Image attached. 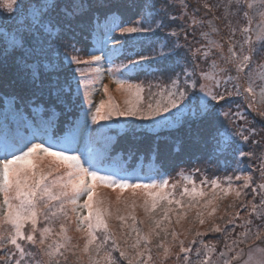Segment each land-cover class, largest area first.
<instances>
[{
    "label": "snow or ice",
    "instance_id": "1",
    "mask_svg": "<svg viewBox=\"0 0 264 264\" xmlns=\"http://www.w3.org/2000/svg\"><path fill=\"white\" fill-rule=\"evenodd\" d=\"M0 8L10 15L15 14L10 23L0 20V28L4 29L0 32V65L11 56L18 66L30 72L32 81L35 82L40 79L42 68L59 72L65 60L68 64H84L89 67V71L95 72L101 81L106 70L119 89L130 94L128 107L125 109H121L110 95L107 100L102 99L97 104L92 99L97 91L94 88L95 81L92 86L82 85L81 78H86L87 74L77 68L75 72L79 73V76L73 73L65 76L63 81L56 76L53 83L47 86L41 81L38 91H30L27 98L13 96L6 102L11 107H6L0 113V249H6V245L10 244L18 250L20 258L15 259L14 264H28L27 260H23L24 257L32 259L34 264H69L65 252L75 256L73 264H117L112 255L117 249L119 255L128 260V264H133V260L136 264H148L152 261L151 249L147 247L151 243L150 234L140 235V230L135 227L134 215V223L129 227L137 236L135 243L131 245L137 249L136 256L129 258V254L120 249L109 227V218L113 215L111 203L97 191L101 186L121 191L130 189L133 193L137 190L145 192L148 198L144 201V209L157 227L160 221L151 214L161 207L162 201H166L167 205L175 203L179 208H184L185 196L190 197L189 206H194L193 201L199 203L198 198L209 197L204 203V207H208L217 199H222L216 191L218 188L225 196L234 191L237 198H242L243 189L249 188L253 183L251 174L235 177V180H244L242 187L237 189L233 187V177L230 176L225 178L227 188H221L219 177L211 181L205 178L200 181L201 186H197L191 174L181 173L186 183L179 193L180 198L177 199L176 188L179 181L169 185V180L163 176L157 180L135 175V169L130 173L126 165L111 154V143L114 142L108 134L120 124L114 117L132 118L125 120L123 127L124 135L133 140H138L141 133L152 132L185 119L231 117L233 123H244L236 127L234 134L226 127L223 132L217 130L214 139L220 151L234 148L237 138L246 142L250 136L258 135L256 128L247 125L242 112H234L231 107L221 105L220 102L232 97H242L248 108L258 110L260 115L264 116V62L257 64L254 60L256 56L264 57V0H203L202 4L192 8L191 13L182 9L179 16L170 15L163 8L157 9L154 4L145 2L139 6V19L135 26H128L124 22L111 0H0ZM183 8H187L186 3ZM185 16L188 19L184 21V27L179 31L172 29L169 35L178 37L183 33L186 37V28L193 31L197 27L202 29L200 35L207 43L201 44L194 51L189 49L194 70H185L183 80L177 76L175 79L170 78V84L156 85L157 92H153V85L149 84V102L141 107L146 91L144 86L130 83L125 77L141 70L143 62L163 60L175 55L176 49L181 45L161 44L158 51L153 49L152 55L144 56L134 46L129 47V44L132 41L138 43V37L156 35L158 30L166 27L165 19L175 21ZM240 18L246 21L245 26H239ZM84 27L96 34L97 47L91 51L99 54L90 55L84 60L64 52L61 58V47L81 51L70 41L75 40L76 29ZM205 28L208 30L204 31ZM117 30L120 34L118 44L113 43L117 39ZM237 32L240 33L241 39H237ZM212 34L221 36L224 43L213 39ZM64 37H67L69 43L60 45L58 42ZM54 51L57 53L55 58L52 56ZM197 54L206 61L210 57H218L210 60L209 67L214 69L213 72L200 71L197 74ZM121 56L127 62L116 64V60ZM131 56H139V59H132ZM220 63L225 66L221 67ZM105 64L108 65L107 69L103 67ZM93 65L95 68H92ZM229 66L234 67L235 75L231 74ZM257 68L260 69L258 77L255 71ZM242 79L246 84L241 82ZM73 80L76 81L75 89ZM81 88L84 89L85 98L79 105L83 113L82 119L62 120L61 118L66 117L76 106ZM102 88L104 93L109 92L108 85L102 84ZM45 94L49 99L32 108L35 99H40ZM85 104L87 107H84ZM58 108L61 110L57 111ZM22 109L28 111V119L24 118ZM117 136H120L119 132ZM102 142V147L98 148L97 145ZM255 143L259 144L260 141ZM136 151L134 147L129 148V156ZM239 154L249 157L254 155L253 152L243 151ZM261 159L264 160V153L261 154ZM260 175L264 178V163L260 166ZM145 179L148 182H145ZM187 184L192 187L189 188ZM207 184H211L210 192L204 191L203 186ZM258 187L264 190V183ZM169 188L170 191H165ZM259 196L258 204L249 201L241 206L248 208L250 215L255 214L261 219V225L256 232H252L253 221L247 219L244 225L246 231L240 235L251 238V233L255 240L264 243V232L260 231V228H264V191L260 192ZM255 198L254 195L253 200ZM162 210L164 219H168V213L174 211L167 206ZM116 211L119 213L120 209L117 208ZM212 211L215 212L216 209L213 208ZM73 213L76 218V230L84 234L83 247L71 243L72 237L68 235V227L64 222L60 223V232L55 233L59 239L46 244L53 235V229L49 226L38 228L40 217L43 216L44 220L49 222L60 217L70 221V214ZM235 215L239 217V212ZM117 218L127 225L124 216L119 215ZM203 222L201 220V223ZM227 223L233 224L234 221L230 218ZM27 225L31 226L28 233L25 232ZM215 231L220 232L222 229L216 226ZM223 231L227 232V229ZM98 232L102 233V237ZM155 234L159 236V233ZM201 235L203 234L196 233V236ZM172 236L175 240L177 234L173 232ZM18 241H28L36 246V252H26ZM142 242L144 250H139ZM189 243L196 245L200 242L193 238ZM237 244V239L232 240V246L225 244V250L219 253L223 264H233L238 258L242 259L243 255H247L248 259L242 261V264H264V248L253 252L250 247L247 253H243L235 247ZM184 245V240H179L184 264H191L189 253L192 248ZM157 247L164 248V258L170 255L171 246L164 245L163 241ZM204 247L207 249L204 264H211L208 253L214 252L215 248L209 245ZM176 255L180 257L179 253ZM196 255L200 256L199 248L196 249ZM6 264L12 262L7 261ZM160 264H163L162 260Z\"/></svg>",
    "mask_w": 264,
    "mask_h": 264
},
{
    "label": "trees",
    "instance_id": "2",
    "mask_svg": "<svg viewBox=\"0 0 264 264\" xmlns=\"http://www.w3.org/2000/svg\"><path fill=\"white\" fill-rule=\"evenodd\" d=\"M192 0H111L112 4L116 7L119 14L122 16V19L128 26H135V22L139 19L138 11L139 6L141 4L152 3L156 6L157 9L163 8L170 15L179 16L180 15V7L185 3L189 8L191 5H194ZM197 2V0H196ZM1 12H5L6 10L0 8ZM163 14V13H162ZM4 15V14H3ZM3 15L0 17V20L4 21ZM12 18L8 20L10 23L14 18L15 14H11ZM159 19V17H157ZM188 17L185 16L183 19H177L175 21L165 19L166 27L157 31L156 35L148 34L143 37H138L136 41H132L129 44V47H135L137 51L140 52L141 55L150 56L153 54V49L159 50L161 44H167L171 46L172 43H178L181 45L178 49H176L175 55H170L167 59H157L151 62H143L142 71L146 75H151L155 80L153 83L154 92L158 91L156 85L158 84H170V78L175 79L177 76L181 77L183 80V72L185 70L191 72L194 70L193 67V57L189 49L195 50L194 43V35L198 34V30L193 34V30L191 28H186L187 36L181 33L178 37H171L169 35L172 29H176L179 31L181 27H184V21L187 20ZM4 30V29H3ZM0 32L2 30L0 29ZM117 39L113 43H120V34L119 30H117ZM193 37V40H192ZM75 44L78 49L81 51L76 52L73 51L69 47H61L60 55L63 58L62 54L64 52L69 53L70 55L78 56L80 59H88L90 55H98L99 52L91 51L92 48L97 47V36L94 32H91L89 28H78L75 32V40L70 41ZM196 42V41H195ZM60 45H65L69 43L67 37L62 38L59 42ZM197 46V43H196ZM199 47V46H197ZM165 51L167 49L165 48ZM53 58L57 56V53L54 51L52 53ZM132 59H139V56H131ZM195 65L198 67L195 68L197 74L200 71H204V66L206 65V60L202 58L200 54H197L195 57ZM95 67V65H93ZM105 69H107L108 65H103ZM79 68L85 73L89 70L87 65L81 64L77 65L75 63L68 64L65 60L64 64L61 66L59 72L53 70H45L41 69L40 79H37L35 82L32 81L30 72L23 68L22 66H18L17 63L14 62L13 57H9L5 63L0 65V113H2L6 107H11L10 104L6 102L9 101L13 96H24L28 97L30 91H38V86L41 81L44 82V85L47 86L53 83V80L56 76H59L61 81L65 76H70L75 73L76 76H79V73H76L75 70ZM93 68V67H92ZM257 77L259 76L260 69H256ZM108 77H112L105 70L103 74V80L97 83V88L95 85V91L92 99L95 103H99L100 100H107L109 95L112 97V91L118 86L114 79H111L110 83L108 82ZM84 78H81V84ZM241 82L246 84V81ZM102 84L108 85L109 92L106 94L103 91ZM73 89H75L76 81H72ZM47 92V87H45V93ZM113 98V97H112ZM35 99V98H33ZM49 97L45 94L40 99H35V103L32 104V108H36L40 106L43 101L48 100ZM81 100L83 97L77 99L76 106L73 108V111L68 113L66 117H62V120L72 119L79 121L82 119L83 113L79 107ZM114 100V98H113ZM115 101V100H114ZM149 102V95L146 94V99L141 103V107L145 106L146 103ZM116 103V102H115ZM221 105H225L226 107H231L232 111H241L245 117L246 122L249 127H254L257 129L258 135L250 136L249 140L244 142L237 138L234 148L228 149L227 151H220L216 147V141L214 137L217 134V130L223 132L225 127L235 133L236 127L240 123H244L243 121L232 122L233 118L225 119L223 117H215L209 118L205 117L203 119H185L182 122H177L173 125L161 127L158 132H144L140 134V138L138 140H133L132 138L124 135V132L120 133V136L114 135V132H118L117 127L124 125V120L118 119L114 117V120H119L120 124L113 128V130L108 134L110 140L114 143H111V154L116 157L117 160H121V155L126 156L128 154L129 148H135L137 151L135 154L131 155L132 163L129 168L131 170L139 169V161L141 156H144L147 159V163L145 167H165L173 170H168L169 174L172 176L178 174L179 172H187V171H197L200 168H209L215 169L216 172L223 171V175L226 174L227 177H232L233 173L238 171V169H234V167L238 164H245L244 171H251L253 173L252 180H256V172L260 169V161L264 162L261 159V154L264 153V116L260 115L258 110H253L252 108L247 107V102L242 97H232L227 101H221ZM118 104L121 109H125L128 106H122ZM237 105H239V109H237ZM87 107V105H84ZM61 109H57L60 111ZM22 111H24L22 109ZM24 118L28 119V111H24ZM106 123V122H101ZM21 131H23L21 129ZM63 134V133H59ZM246 135L248 133H245ZM256 141H260L259 144L255 143ZM101 145H97L102 147ZM243 151L253 152L254 155L252 157L249 156H241L239 153ZM129 155V154H128ZM107 163V162H106ZM227 182V181H226ZM234 188H241V186H236L233 181ZM104 188L108 190H112V188H107L101 186L97 189L98 193H103ZM182 189V188H181ZM117 193L121 192L118 189H115ZM243 193V192H242ZM119 198V203L113 207L111 205V210L113 215L109 218V227L112 233L115 235L120 249L123 248L124 244L126 245V241L134 238L136 233L132 231L131 227L128 225H124L121 220L117 218V215L120 214L126 218V221L129 217V206L131 205L130 195L124 194L121 192ZM190 197H186L183 200L185 208L189 209L192 206L188 205ZM240 202V198L235 196L234 203L231 205H225V210L228 211V215L221 218V229H222V239L217 240L218 249L222 250L225 244L232 243L233 239H237L239 235L243 232V227L245 225V220L247 218L234 217L230 216L234 211L238 208V204ZM195 205V201H193ZM121 207L124 208V211H120L117 214L116 209ZM163 207L159 209L158 212H155L152 216L156 218V220L161 221L162 226L174 225L169 222L167 219H164V212L162 210ZM182 212V210H177ZM86 214V210H84ZM72 219L68 222V229L72 224L76 223L75 214H70ZM233 219V224H228L227 221L229 219ZM225 219V220H223ZM252 221L258 220V218L249 217ZM76 225V224H75ZM133 225V224H132ZM156 225L154 221L151 220L150 216H145L143 222H135V227L140 230V235L145 230V233H149V229ZM117 226L120 227V232L117 231ZM235 227L239 232L238 236L230 235L226 236V232L224 229H228L229 227ZM253 229V225H251ZM71 229V228H70ZM68 230V235L72 237L71 243L73 245H80V248L83 247L84 240H80L74 233ZM167 230V229H166ZM264 231V228H261ZM159 236L156 235L158 239L161 241L166 240V238L170 237V232L165 231L164 229H159L157 231ZM102 237V233H97ZM59 238L48 239L46 244L53 243L54 240ZM77 239V240H76ZM25 248L26 252H36V246L31 245L28 241H18ZM143 243V242H142ZM141 243V244H142ZM134 244V243H133ZM144 244V243H143ZM108 247H111V241H109ZM145 247V246H144ZM151 249V252L157 253L160 252L162 247L154 248L152 244L148 245ZM62 252H65L64 249H61ZM74 251H78L75 250ZM14 253V255H12ZM118 249L113 251L112 255L116 257L118 255ZM65 255L68 256L69 264H73L75 261V256L71 253L65 252ZM103 255V252L101 253ZM20 258L18 250L15 249L13 245L7 244L6 249H0V264H6L7 261H11L14 264L15 259ZM46 259V258H45ZM86 259V258H85ZM116 259V258H115ZM23 260H27L28 264H34L32 259L28 257H24ZM117 261V259H116ZM63 264V262H62ZM118 264V261H117Z\"/></svg>",
    "mask_w": 264,
    "mask_h": 264
},
{
    "label": "rangeland",
    "instance_id": "3",
    "mask_svg": "<svg viewBox=\"0 0 264 264\" xmlns=\"http://www.w3.org/2000/svg\"><path fill=\"white\" fill-rule=\"evenodd\" d=\"M191 2H194V5H191L189 8H183V6L180 7V12L182 11V9L184 11H187L189 13H191V10L193 7H196L197 4H202L203 0H192ZM212 2H215V0H212ZM201 11H203V9H201ZM4 14V15H3ZM3 15L4 21H7L12 18V16L7 12H1L0 11V17ZM210 18V17H209ZM246 25V21H244L242 18H240L239 20V26H245ZM222 27V25H221ZM3 31V28H0ZM199 31L197 35H194L195 39H194V43H195V47L197 48V46H200L201 44H206L207 41L205 39H203L200 35V32L202 31V29H200L199 27L196 28L195 31H193V34H195L196 31ZM204 31L208 30L207 28L203 29ZM223 35V34H221ZM237 39H241L240 37V33L237 32L236 34ZM255 36V33H253V37ZM212 38L213 39H218L221 43H224L223 39L221 38V36H218L217 34H212ZM193 40V37H192ZM196 41V42H195ZM197 43V46H196ZM195 48V49H196ZM216 50L214 49L213 52H215ZM212 58H217L218 57H210V59L208 61H206V65L204 66V71H208V72H213L214 69L209 67L210 64V60ZM254 60L257 62V64H260L262 62H264V57L261 56H256L254 57ZM121 62L126 63L127 60L124 59L123 56H121L119 59L116 60V64H119ZM219 62V61H218ZM221 67H224L225 65L223 63H220ZM93 68H95L94 66H92ZM231 74L235 75V69L234 67H231ZM259 69V68H258ZM87 76L86 78L83 79L82 85L83 84H87L89 86L93 85V81H95L94 84V88L96 85L97 88V83L100 81L99 77L96 76L95 72H91L89 70H87L86 72ZM108 82L110 83L111 79H113V77H108ZM125 79H128L130 83L133 84H142L145 88V92H144V100L146 99V94H148L147 88L149 84H153L155 83V80L151 75H146L142 70H138L137 72L133 73L130 77H125ZM242 81H245L244 79H242ZM210 83V82H209ZM243 83V82H242ZM83 91L84 89L81 88V96L84 98L83 96ZM152 91L154 92V88L152 87ZM93 97V96H92ZM112 97L114 98L116 103L121 104L122 106H128L127 101L130 98V94L126 91H123L121 89H119L118 86H116V88L112 91ZM86 105V104H85ZM241 112V111H240ZM121 120H129L132 118H118ZM117 130L119 133L124 132V127L123 126H119L117 127ZM160 130V128L154 129V132H158ZM114 135H117V132H114ZM98 148L100 146H97ZM114 156V154H113ZM121 161L126 165L128 171L131 173L133 172V170H131L129 168L130 164L132 163V158L127 154L126 156L121 155ZM147 163V159L144 156H141L140 161H139V169L135 170V175H139L141 177H153L157 180H159L161 178V176L167 178L169 180V185L175 184L177 183V181H179V185L176 188V198L179 199V193L182 191L181 188H183V186L185 185L186 181L184 180L183 176L181 175V172H179L178 174L172 176L171 174H169L168 170H173V169H169V168H165V167H156V166H152V167H145V164ZM264 163L262 161H260V165ZM245 168V164H241L238 163L234 169H238V171L233 173V181L235 182L236 186H241L244 184V180H235V177L237 175H253V173L251 171H244ZM168 169V170H167ZM223 171L221 172H216L215 169H209V168H200L199 171H187V172H183V174L187 175V174H191L193 176V178L196 181L197 186H201L200 185V181L207 178L208 181H211L214 178L219 177L220 178V184H221V188H227V182H226V174H222ZM256 180L253 181V183L250 185L249 188L247 189H243V193H242V198H240V202L238 204V208L234 211L233 214L229 215L228 217H226L225 219L229 218L230 216H234L236 217L235 213L238 211L239 212V217L241 218H249V217H254L257 218L255 216V214H249V209L242 207V204H247L249 201L254 202V203H259L260 200V196L259 193L264 191L262 189H260L258 187L259 184L264 183V178L261 177L260 175V169L256 172ZM145 182H148L147 179H145ZM187 186L189 188L192 187L191 184H187ZM204 191L206 192H210L211 189V184H207L203 186ZM171 189H166L165 191H170ZM118 191H121L120 189H118ZM217 193L220 194V196L222 197V199H217L216 202L212 205H209L208 207H204V203L205 201L209 198V197H204V198H198L199 199V203L195 202V205L192 206L191 208L187 209V208H179L175 203H173L172 205H167L166 201H162L161 202V207L167 206V207H171L172 209H174V211L169 212L168 213V221L171 222L174 225H168L167 226H162L161 221L159 224V227H157L156 225H153L150 229H149V234H150V238H151V244L154 248H157V245H159L161 243V240L158 239L156 237L157 231L159 229H164L167 232H170V237L166 238V240H163L164 245L166 246H171V251H170V255L167 258H164L163 256V252H164V248L162 247L160 252L157 253H153L152 257L153 260L149 261L148 264H160V261H163V264H184V261L182 259L183 257V253H180V248H179V240H184L185 242V247H191L192 251L189 253V261L191 262V264H204V260H205V253H207V249L204 247V245H209L215 248L214 252L208 253V255H210L211 257V264H223V258L220 257L219 253L221 251L225 250V246L222 250L218 249L217 246V240H221L222 239V231L220 232H216L215 231V227L219 226L221 228V218L225 217L228 215V211L225 210V205H231L234 203L235 200V192H229L226 196L224 195L223 192H221V189L218 188L216 189ZM124 194H128L130 195V199H131V205L129 206L128 212H129V217L127 220V225L128 227L131 226L134 221L132 219V216H135V222H143V219L145 216H149V214L145 211L144 209V201L145 199H147L148 197L146 196V193L143 192L142 190H137L135 193L132 192V190H124L121 191ZM121 192L117 193L116 191H114V189L112 190H108L106 188H104L103 191V196L106 198L107 201H109L111 203V205L113 207H115L118 204V196H120ZM244 193H247V195H244ZM255 195V200H253V196ZM188 197L185 196L184 199ZM183 199V200H184ZM134 205V206H133ZM161 207H158L151 215L155 214V212H158L159 209ZM215 208L216 211L213 212L212 209ZM177 210H182V212H179ZM120 211H124V208L121 207ZM119 211V212H120ZM118 214V213H117ZM120 214H118L117 216H119ZM223 219V220H225ZM201 220H203L204 222L201 223ZM64 222L66 224V226L68 225L67 220H65L63 217H60L59 219H53L51 222L49 221H45L43 216L40 217L39 219V223H38V228L43 229L45 226H49L53 229V235H51L49 238L53 239V238H59L55 235V233L60 232V223ZM76 224V223H75ZM72 224L70 226V231L72 233H74L81 241L84 240V234L77 231L76 230V225ZM253 225V229L252 232H256L257 228L261 225V219L258 218V220L253 221L252 223ZM30 225H27L25 227V232L28 233L30 231ZM68 229V230H69ZM167 229V230H166ZM154 230V231H153ZM117 231L120 232V227L117 226ZM246 231L245 226L243 227V232L244 233ZM261 232H264L261 230ZM175 232L177 234L176 239H173L172 233ZM202 233L203 235L201 236H196V233ZM145 233V230L143 229L141 236H143V234ZM227 237L230 235H234V236H238L239 232L236 230L235 227L231 226L227 229V232L225 234ZM37 236L39 237V232L37 233ZM249 236L251 238H245L244 236L239 235V237H237L238 240V244L235 247H238L240 250H242L243 253H247L249 248L252 247V251L256 252L258 251L259 248H264V243H261L259 240H255V237L251 235V233H249ZM195 238L197 241H199L200 243L196 244V245H190V241ZM264 238V237H262ZM137 239V236H135L134 238L127 240L123 246V250L126 251L129 254V258L135 257L136 253H137V249L132 248L131 245L133 243H135V240ZM77 240V239H76ZM150 245V244H149ZM228 245L232 246V243L230 241V243H228ZM254 245V247H253ZM148 247V246H147ZM149 248V247H148ZM199 248L200 249V256L198 257L196 255V249ZM139 250H144V244L142 243L140 246ZM119 251V249H118ZM177 253L180 254V257H177ZM231 255V254H229ZM118 261V264H128V260L121 257L118 253V255L115 257ZM146 259V257L144 258ZM248 256L247 255H243L242 259L238 258L237 261H234L233 264H242V261L247 260ZM133 264H136L135 260H133Z\"/></svg>",
    "mask_w": 264,
    "mask_h": 264
}]
</instances>
